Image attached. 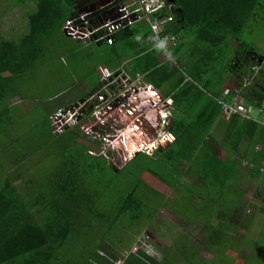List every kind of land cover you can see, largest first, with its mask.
Segmentation results:
<instances>
[{
    "label": "trees",
    "instance_id": "1",
    "mask_svg": "<svg viewBox=\"0 0 264 264\" xmlns=\"http://www.w3.org/2000/svg\"><path fill=\"white\" fill-rule=\"evenodd\" d=\"M29 1L35 9L27 14V33L0 41V264H264V202H251L256 216L248 224L242 222V161L222 159L224 154L213 150L208 140L224 92L228 96L222 101L242 95L254 107L262 106L264 61L260 64L256 58L264 57L242 36L264 13V0H174L173 21L164 27V34L177 37L167 49L173 57L168 61L159 57L164 50L152 47L153 33L146 22L117 31L110 44L91 43L98 50L109 47L111 67L127 59V72L144 74L158 90L170 84L173 92L170 130L175 141L153 155L138 153L120 169L97 148L79 141L92 138L88 131L97 125L84 123L88 110L80 112L77 124L56 133L50 114L40 108L42 117L31 134L23 130L20 106L8 105L19 95L23 77L38 68L47 40L78 14L74 0H25L16 6ZM234 38L236 45L231 44ZM103 84L100 81L95 92ZM204 111L212 114L204 117ZM236 126L248 130L259 145L243 159L253 165L251 176L262 180L264 124L244 120ZM146 173L176 197L170 199L144 182ZM161 209L189 228L200 223L207 233L203 246L193 243L191 234L173 232L175 242L169 249L146 239L160 260L142 249L120 257L115 251L130 243L122 238L124 233L139 236L154 224L166 226L157 217Z\"/></svg>",
    "mask_w": 264,
    "mask_h": 264
},
{
    "label": "rangeland",
    "instance_id": "2",
    "mask_svg": "<svg viewBox=\"0 0 264 264\" xmlns=\"http://www.w3.org/2000/svg\"><path fill=\"white\" fill-rule=\"evenodd\" d=\"M18 1L25 0H0V41L17 40L28 31L27 14L31 13L35 9V6L32 1L22 6H16ZM138 26L142 27L140 25ZM56 33L53 37L51 35L50 39L47 40L46 49L38 61L39 65L36 68L37 70L35 69L33 74L23 77V81H20V86L18 87L19 95L12 98L8 103L9 106H20V112L23 114L24 119L23 130L31 134L36 132L34 129L32 131L31 128H34L40 121L39 118L42 117L40 108L45 110L47 114H50L53 123L55 114L63 110V106L69 100L68 98L76 99V97H81L79 99L81 100L82 97L88 94V91H92L100 83L104 75L109 76V73L112 71V75L114 76L119 68L124 69L123 64L127 60L125 59L121 61V64H114L111 68L106 69L105 64L107 63L106 59L108 58L107 51H109V47L104 46L100 50L92 46L89 47L78 39L69 36L65 32V29H60ZM242 37V40L248 46L254 47L255 51L264 56V13L262 15L258 14L253 19L250 30H247ZM105 69L106 71L104 73L103 71ZM129 74L132 79H136L137 73L133 72ZM89 111L90 109H88ZM98 120V117L96 118L88 114L85 116L84 123L90 122L96 124ZM29 137L31 136L29 135ZM79 141L94 149H98L97 145L93 142L94 138H81ZM213 147L214 149L217 148L216 143ZM49 156L47 157L48 161L53 162V156ZM115 167L120 169L121 166L117 164ZM41 168L44 169L45 166ZM262 177H264V174H262ZM142 179L168 198L174 199L176 197L173 192L169 191L166 186L159 183L152 176L144 174ZM263 179L254 180L251 177L244 176L242 181H239L242 186V191L245 190L246 192L243 197L245 201H239L238 203L239 209L244 212L243 223L248 224L256 216V211L250 206L251 202L259 205V201H264ZM238 190H240L239 187L236 188V191ZM157 217L163 220L166 224L165 227L154 224L151 227V231L144 229L139 236H135L131 232H126L122 238L129 240V245L118 248L115 252H120V257L126 255L134 248H142L144 246V240L146 239H149L151 243L161 246L163 249H169L175 242L172 238L173 232L191 234L192 240H194L193 243L199 247H202L207 239V233L203 231L200 223L193 228H189L180 219L176 218L173 213L165 209H161ZM261 218L264 221V215ZM155 248L152 245L149 252L157 260H160L161 255ZM110 249L113 250L115 248ZM98 252L103 254L101 253L102 251ZM206 257H209V255H206Z\"/></svg>",
    "mask_w": 264,
    "mask_h": 264
},
{
    "label": "built area",
    "instance_id": "3",
    "mask_svg": "<svg viewBox=\"0 0 264 264\" xmlns=\"http://www.w3.org/2000/svg\"><path fill=\"white\" fill-rule=\"evenodd\" d=\"M171 9L172 5L167 0H118L114 11L101 13L92 10L73 16L68 20L65 32L79 41L101 43L107 38H113L125 24L141 20L150 26L153 38L167 37L169 45L177 40L172 34H164L165 25L173 21L169 13ZM153 25L156 26L155 31ZM254 69L258 71L257 67ZM246 84L248 81L245 79ZM141 90L153 92L154 89L144 81L142 74L137 73L136 79H132L124 71H120L107 78L87 100L70 109L58 111L53 120L55 132L61 133L66 127L75 125L80 112L91 107L92 116L99 120L96 129L89 130L88 134L101 141L100 153L107 156L113 166L119 164L123 168L138 152L152 154L169 144L173 112L166 102L151 101L145 107L139 99ZM220 104L222 112L227 116L238 115L245 120L264 124V101L258 109L249 104L244 96L238 95L231 103L221 100ZM151 112L159 114V124L152 137L146 134L142 125L147 122ZM143 245L140 249L155 258L149 252L151 246L146 240ZM138 250L134 248L129 253H136ZM116 264H122V260H118Z\"/></svg>",
    "mask_w": 264,
    "mask_h": 264
},
{
    "label": "crops",
    "instance_id": "4",
    "mask_svg": "<svg viewBox=\"0 0 264 264\" xmlns=\"http://www.w3.org/2000/svg\"><path fill=\"white\" fill-rule=\"evenodd\" d=\"M134 22L136 23V21H134ZM152 39H154L153 35H152ZM80 42L88 45L89 47L93 46V44H91L92 42H83V41H80ZM236 42H238V40H236L235 38L231 40L232 45H236ZM172 44L173 43L169 44L167 49H170ZM167 53H168L167 50H164V52L159 57L164 61L171 60V59H169V56L167 55ZM184 58H186V57L184 56ZM184 58H181V59L183 60ZM108 59L109 58L106 59V61H107V63L105 64L106 69L111 68V66L108 62L109 61ZM126 63H127V60H126V62H124L123 65H125ZM106 69L103 71L104 73H105ZM120 71H124L125 73L130 75L125 69H120V68L117 70V72L115 74H117ZM112 74L113 73L111 71L109 73V76L104 75L103 79L101 81H105L107 78L113 77ZM110 75H112V76H110ZM142 75L144 76V81L146 82L145 75L144 74H142ZM181 75L183 77H185L184 82H187L190 80V78L185 74L184 71L182 72ZM97 86H99V85H97ZM95 88H96V86H95ZM153 88H154V86H153ZM94 92H95V89H93L92 92L88 91L87 93H90V96H91ZM172 95H173V92L170 90V84H166L159 90L154 88L153 92H146L143 95L140 94L139 99L141 100L142 103H144L145 107H147L151 101H155L158 103H161V102L165 103L166 102L174 114ZM227 96H228V92H226V94L224 92V95L221 97L222 98L221 100L226 99ZM80 98L81 97H76V99L68 98L69 100H67L66 105L82 102L83 99L79 100ZM217 101L219 102L220 100L218 99ZM225 101L228 102L227 100H225ZM228 103H231V101ZM66 105L63 107H66ZM202 108H204V105L202 106ZM203 110L204 109H202V111ZM179 114H180L181 118L184 116L182 113H179ZM208 114H212V112L204 111V117H205V115H208ZM173 117L174 116L172 115V118L170 120V127H172V124H173V121H172ZM244 120L245 119L241 118L238 115L237 116H227L221 111V113L215 118L214 123H213L212 127L210 128V131L208 133V137H209L208 140H209V142L211 141L210 146H212L213 150H217L218 154L220 152H222L224 154L222 159H228V160L234 161V162L242 161V164L240 165L241 168H240V172H239V175H240L239 181H242V178L244 176H248L254 180H257L251 176L252 170H253V165L251 163H249V160L243 159V157L249 151L258 150L259 148L257 146H259V145H256V146L254 145V144H256V142H253L254 139L252 140L251 135L248 133V130L242 131L241 128L240 129L237 128V126H236L237 122L242 123V122H244ZM246 121L249 122L252 120H245V122ZM158 124H159V114L155 113V112H151L148 116L147 122L145 124L143 123L142 125L145 129L146 134L152 137L155 134V128H156V126H158ZM258 124H260V123H258ZM91 129H93V128H91ZM239 139H240V141H239ZM255 140H257V139H255ZM174 141H175V137L172 135L170 138L169 144L164 148H167ZM215 143H216L217 148L214 149L213 145H215ZM98 149H99V146H98ZM260 167L262 170H264V160L261 161ZM146 174H148V173H146ZM148 175H150V174H148ZM167 188L169 189V187H167ZM169 191H170V189H169ZM245 193L246 192L244 191L243 195H241V197H244ZM242 200H244V199L242 198ZM261 202H264V201L262 200Z\"/></svg>",
    "mask_w": 264,
    "mask_h": 264
},
{
    "label": "flooded vegetation",
    "instance_id": "5",
    "mask_svg": "<svg viewBox=\"0 0 264 264\" xmlns=\"http://www.w3.org/2000/svg\"><path fill=\"white\" fill-rule=\"evenodd\" d=\"M75 4L79 6L81 9H86V8H93V10H100L101 13H106L109 11H114L115 8L117 7L118 0H74ZM136 22H144V21H136ZM147 24V23H146ZM130 24L127 23L125 26L120 28L119 30L125 28L126 26H129ZM118 30V31H119ZM116 35V34H115ZM114 38V37H113ZM113 38H107L101 43L103 44H110L112 43ZM100 44V43H98ZM142 95L145 94L146 92L142 91L140 92Z\"/></svg>",
    "mask_w": 264,
    "mask_h": 264
},
{
    "label": "clouds",
    "instance_id": "6",
    "mask_svg": "<svg viewBox=\"0 0 264 264\" xmlns=\"http://www.w3.org/2000/svg\"><path fill=\"white\" fill-rule=\"evenodd\" d=\"M167 2H168V4H170V5H172V9L169 11V13H171L172 11H173V9H174V3H171L169 0H167ZM156 30V26L155 25H153V31H155ZM135 39L137 40V41H140L141 40V36L140 35H137L136 37H135ZM167 45H168V39H167V37H164V38H154L153 39V43H152V47L155 49V50H157V51H161V50H167ZM167 55L169 56V59H173V57H172V53L171 52H168L167 53ZM263 59V58H262ZM263 61H264V59H263ZM259 70V69H258ZM258 71H256L255 70V73H257ZM127 74V73H126ZM130 76V75H129ZM244 82H245V80H244ZM247 85V84H246ZM245 85V86H246ZM152 86V85H151ZM153 87V86H152ZM154 89V88H153ZM83 101H85V100H82V102ZM79 103H81V102H78V103H76L77 105L79 104ZM76 105V106H77ZM88 109H90V111H89V114H91L92 115V108L91 107H88L86 110H88ZM77 124V123H76ZM98 124V123H97ZM97 126V125H96ZM96 126H95V128H93V129H96ZM170 129V128H169ZM170 132H171V130H170ZM171 136H172V134H171ZM90 137H92L91 135H90ZM101 145V144H100ZM166 147V146H165ZM98 151L100 152V146H99V149H98ZM155 151H157V150H155ZM154 151V152H155ZM154 152L152 153V154H148V155H153L154 154ZM138 153H143V152H138ZM138 153H136L135 154V156L138 154ZM147 154V153H146ZM134 156V157H135ZM133 157V158H134ZM132 158V159H133ZM131 159V160H132ZM130 160V161H131ZM129 161V162H130ZM128 162V163H129ZM127 163V164H128ZM126 164V165H127Z\"/></svg>",
    "mask_w": 264,
    "mask_h": 264
},
{
    "label": "water",
    "instance_id": "7",
    "mask_svg": "<svg viewBox=\"0 0 264 264\" xmlns=\"http://www.w3.org/2000/svg\"><path fill=\"white\" fill-rule=\"evenodd\" d=\"M171 3H174V0H169ZM75 10H77L78 11V13L79 14H83V13H85V12H87V11H92L93 10V8H86V9H81L79 6H77L76 4H75ZM99 12H101L100 10H99ZM134 19H136V18H134ZM256 61L257 62H259L260 64H262L263 63V59L262 58H256ZM172 127H170V129H171ZM173 138V137H172Z\"/></svg>",
    "mask_w": 264,
    "mask_h": 264
},
{
    "label": "bare ground",
    "instance_id": "8",
    "mask_svg": "<svg viewBox=\"0 0 264 264\" xmlns=\"http://www.w3.org/2000/svg\"><path fill=\"white\" fill-rule=\"evenodd\" d=\"M135 149H132V151H134Z\"/></svg>",
    "mask_w": 264,
    "mask_h": 264
}]
</instances>
